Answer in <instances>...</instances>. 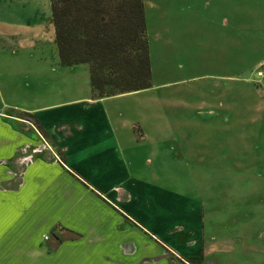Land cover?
<instances>
[{"label": "crops", "instance_id": "obj_1", "mask_svg": "<svg viewBox=\"0 0 264 264\" xmlns=\"http://www.w3.org/2000/svg\"><path fill=\"white\" fill-rule=\"evenodd\" d=\"M10 1L23 3L0 6L10 9ZM31 6V20L8 18V10L0 16V264H204L224 250L226 236H207L186 146H175L186 116L170 122L168 106L187 104L196 125L206 105L215 121L232 113L231 41L263 47L264 0H161L149 4L151 18L144 7L146 33L157 22L152 36L165 52L175 23L211 40L206 54L214 59L204 75L219 81L201 82L190 102L159 94L156 85L170 81L153 82L152 69L147 88L92 97L87 63L61 64L55 44L56 66H47ZM148 48L151 65L149 41ZM41 77L67 84L47 92L36 84ZM189 154L209 166L212 153Z\"/></svg>", "mask_w": 264, "mask_h": 264}, {"label": "rangeland", "instance_id": "obj_2", "mask_svg": "<svg viewBox=\"0 0 264 264\" xmlns=\"http://www.w3.org/2000/svg\"><path fill=\"white\" fill-rule=\"evenodd\" d=\"M19 1L23 3L8 2L10 9L0 6V16L8 10V18L21 22L29 15L31 20V5L35 1L36 33L37 25L41 24L44 35L43 44L36 49L45 50L49 59L47 66H56L52 61L57 54L52 40L54 28L50 0ZM143 2L151 18L155 10L149 4L161 3V0ZM157 25V22L150 21V33H147L150 50L151 47L154 49L152 81H170L156 85L159 94L166 91L168 97L175 100L185 98L190 102L199 95L198 85L201 82L212 84L219 81L214 78L215 75H204L214 59V56L206 54L210 51L211 40L196 30L185 35V24L175 23L179 31L174 40L165 45L170 52H165L162 50L163 42L155 41L152 36L151 30ZM11 30L16 34L23 33L21 28ZM180 34L183 37L179 39ZM215 42L219 46L226 41L216 39ZM231 50L234 72L229 93L231 114L222 111V117L217 116L221 119L215 121L212 113L216 111L206 105L199 115L202 125H196L188 119L192 109L185 103L168 106V112L170 122L173 114L183 113L186 116L174 141L177 149L176 141L186 146L184 161L189 163L190 182L204 202L207 236L213 234L217 238L226 236L228 239L225 249L210 255L204 264H264V45L262 47L260 41L254 40H232ZM36 84L48 92L54 88L59 91L67 82L41 77ZM193 152L212 153L209 166L203 165L204 162L203 166L194 164L188 157Z\"/></svg>", "mask_w": 264, "mask_h": 264}, {"label": "trees", "instance_id": "obj_3", "mask_svg": "<svg viewBox=\"0 0 264 264\" xmlns=\"http://www.w3.org/2000/svg\"><path fill=\"white\" fill-rule=\"evenodd\" d=\"M60 63H87L91 96L151 86L143 0H50Z\"/></svg>", "mask_w": 264, "mask_h": 264}, {"label": "built area", "instance_id": "obj_4", "mask_svg": "<svg viewBox=\"0 0 264 264\" xmlns=\"http://www.w3.org/2000/svg\"><path fill=\"white\" fill-rule=\"evenodd\" d=\"M259 72V74H261L262 72L261 71H258Z\"/></svg>", "mask_w": 264, "mask_h": 264}]
</instances>
